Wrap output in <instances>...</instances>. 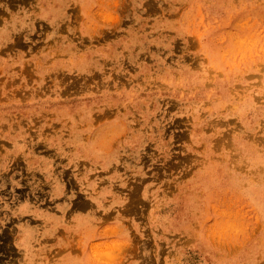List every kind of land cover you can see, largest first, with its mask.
Masks as SVG:
<instances>
[{
    "label": "rangeland",
    "instance_id": "1",
    "mask_svg": "<svg viewBox=\"0 0 264 264\" xmlns=\"http://www.w3.org/2000/svg\"><path fill=\"white\" fill-rule=\"evenodd\" d=\"M0 264H264V0H0Z\"/></svg>",
    "mask_w": 264,
    "mask_h": 264
}]
</instances>
